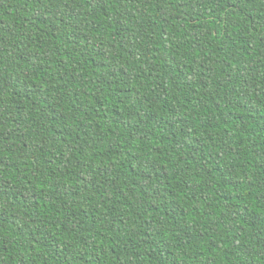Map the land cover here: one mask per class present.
<instances>
[{"label":"trees","instance_id":"1","mask_svg":"<svg viewBox=\"0 0 264 264\" xmlns=\"http://www.w3.org/2000/svg\"><path fill=\"white\" fill-rule=\"evenodd\" d=\"M0 264H264V0H0Z\"/></svg>","mask_w":264,"mask_h":264}]
</instances>
